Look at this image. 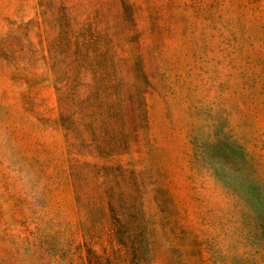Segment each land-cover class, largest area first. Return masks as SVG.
<instances>
[{"label": "rangeland", "instance_id": "rangeland-1", "mask_svg": "<svg viewBox=\"0 0 264 264\" xmlns=\"http://www.w3.org/2000/svg\"><path fill=\"white\" fill-rule=\"evenodd\" d=\"M0 264H264V0H0Z\"/></svg>", "mask_w": 264, "mask_h": 264}]
</instances>
